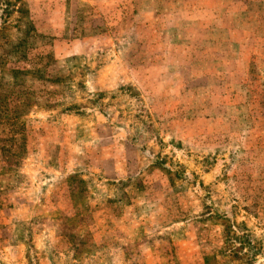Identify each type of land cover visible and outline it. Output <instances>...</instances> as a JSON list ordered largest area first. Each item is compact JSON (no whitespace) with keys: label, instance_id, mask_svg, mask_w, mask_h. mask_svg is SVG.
<instances>
[{"label":"rangeland","instance_id":"1","mask_svg":"<svg viewBox=\"0 0 264 264\" xmlns=\"http://www.w3.org/2000/svg\"><path fill=\"white\" fill-rule=\"evenodd\" d=\"M0 264H264V0H0Z\"/></svg>","mask_w":264,"mask_h":264}]
</instances>
